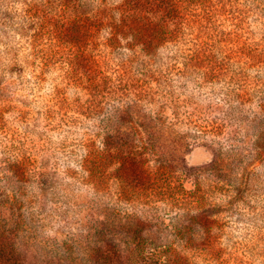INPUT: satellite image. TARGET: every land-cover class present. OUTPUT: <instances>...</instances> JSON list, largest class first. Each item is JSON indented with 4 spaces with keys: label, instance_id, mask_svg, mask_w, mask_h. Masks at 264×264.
Returning <instances> with one entry per match:
<instances>
[{
    "label": "rangeland",
    "instance_id": "obj_1",
    "mask_svg": "<svg viewBox=\"0 0 264 264\" xmlns=\"http://www.w3.org/2000/svg\"><path fill=\"white\" fill-rule=\"evenodd\" d=\"M104 2L0 0V264H264V0H175L154 50L114 42ZM69 9L92 13L84 43ZM152 130L142 167L88 180L107 134L124 153Z\"/></svg>",
    "mask_w": 264,
    "mask_h": 264
},
{
    "label": "trees",
    "instance_id": "obj_2",
    "mask_svg": "<svg viewBox=\"0 0 264 264\" xmlns=\"http://www.w3.org/2000/svg\"><path fill=\"white\" fill-rule=\"evenodd\" d=\"M78 0H63V5L68 8L75 7V4ZM175 0H118L115 4H106L105 2L102 5V10L105 8L108 11L112 12L115 16L114 21L112 23V27L116 29L118 33V37L115 36L116 39H119L120 36L124 38H129L131 43L128 45L138 44L142 49H145L144 45H146L149 49L154 50L161 42L162 37L164 38L167 33H175L176 30L181 26V18L178 13H176L174 8ZM77 6V5H76ZM82 7V6H77ZM69 9V13L66 16V19L69 22L71 27V37L73 43H84L88 36H92V29L90 25H92L91 18L92 13L84 11L82 13L78 11H73ZM101 11V10H100ZM111 15H107L108 18L111 19ZM89 16V17H88ZM104 13H100L101 19L99 21H103ZM106 16V15H105ZM43 23L47 21L51 28H58L56 23V19L53 18V14L43 15L42 16ZM43 28V25L38 27V29ZM75 32V35L72 33ZM117 37V38H116ZM111 39H114L111 37ZM136 42V43H135ZM83 53L81 48L80 54ZM159 132V131H157ZM152 138L148 141L143 150L133 151L132 149L124 150V153H119L120 147L123 144V140L120 138H115L114 133L107 134L104 139V147L103 148H90L88 150V155L86 160L84 161V168L87 171L88 180L98 185L99 174L109 163H111L115 159L122 158V163L120 166L116 168L117 171L130 169H136V167H142L147 158V150L149 147L155 148L153 135L156 134L153 130L149 131ZM160 134V133H157ZM149 140V139H148ZM127 144V141H125ZM133 148L131 145H127ZM126 146V147H127ZM164 151L161 150L159 155H156V160L159 162V171L168 168L171 166V163L164 158L162 161V157ZM224 162V158L222 156H218L216 158V164L222 165ZM142 169V168H141ZM144 171V170H143ZM143 179L145 182H152L153 177L151 175H143ZM151 187V186H150ZM191 195L195 199H201L197 195V190L191 191ZM133 238V237H131ZM96 250V249H95ZM108 253H101V258H103L105 264H112L109 260ZM164 260H168V262H173V257H171V253H166L163 257ZM126 260L130 264H146L147 260L144 258L140 252L136 250H128ZM172 260V261H171Z\"/></svg>",
    "mask_w": 264,
    "mask_h": 264
}]
</instances>
